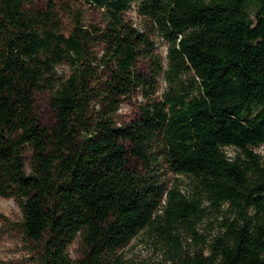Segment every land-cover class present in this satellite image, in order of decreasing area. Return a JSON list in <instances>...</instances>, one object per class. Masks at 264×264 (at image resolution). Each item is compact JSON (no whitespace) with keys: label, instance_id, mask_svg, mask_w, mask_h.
Here are the masks:
<instances>
[{"label":"trees","instance_id":"trees-1","mask_svg":"<svg viewBox=\"0 0 264 264\" xmlns=\"http://www.w3.org/2000/svg\"><path fill=\"white\" fill-rule=\"evenodd\" d=\"M32 1L0 0V195L18 202L24 235L44 243L39 264H73L79 236L82 264H124L118 249L151 227L178 246L177 264H264V0H139L169 44L166 70L123 18L132 0H84L106 10V26L79 17L69 35L53 27L55 0L46 10ZM141 55L151 78L136 70ZM63 62L72 70L58 80ZM163 71L169 88L152 100ZM49 88L46 124L35 92ZM137 88L149 100L119 125ZM162 162L190 177L191 193L161 181ZM209 208L222 215L219 234L185 255L180 227L198 239Z\"/></svg>","mask_w":264,"mask_h":264},{"label":"rangeland","instance_id":"rangeland-1","mask_svg":"<svg viewBox=\"0 0 264 264\" xmlns=\"http://www.w3.org/2000/svg\"><path fill=\"white\" fill-rule=\"evenodd\" d=\"M56 21L53 27L57 32L69 35L76 26V20L81 17L85 26L94 25L103 28L107 23V14L104 8L91 5L84 0H55ZM132 6L124 12L123 18L132 23L141 32H144L152 46L151 52L162 59L164 70L168 65V42L155 30L154 25L148 17L138 12L139 0H132ZM48 0H33L30 5L33 9L46 10ZM145 47V46H143ZM145 48H142L144 51ZM101 52V50H98ZM152 64L144 55L138 57L136 70L152 77ZM71 66L67 62L57 66V79L66 78L71 73ZM56 80V87L59 85ZM189 83V81H187ZM169 88V82L165 78V72H161L156 78V85L150 99L161 100L165 91ZM56 89V88H55ZM152 92V91H151ZM54 90L49 88L35 92V110L42 122L50 124L54 120V113L50 106V100ZM144 88H137L132 93L122 98L117 121L119 125L135 121L140 116L141 106L147 103ZM94 107H100L99 102H94ZM264 157V144L255 149ZM228 156L233 157L236 150L232 147L226 148ZM31 151L25 152V165L30 172ZM162 173L161 181L168 186L174 187L178 184L185 194L191 193L193 189L192 180L189 176L175 175L162 162V167L157 173ZM22 210L14 197L0 195V264H39L43 252L44 243L27 238L21 230ZM222 215L214 208L208 209L207 216L197 224L196 230L200 237L194 239L187 226H181L177 234L183 246L185 255L192 254L210 245L215 236L220 232ZM205 241V242H204ZM85 250L82 238L79 236L68 246L69 256L73 264H82L85 259ZM180 249L171 243L168 235L151 227L141 230L129 243L120 247L117 254L122 257L124 264H177Z\"/></svg>","mask_w":264,"mask_h":264}]
</instances>
